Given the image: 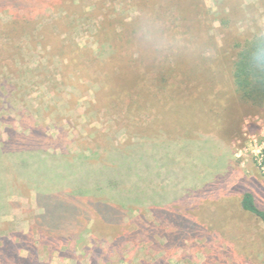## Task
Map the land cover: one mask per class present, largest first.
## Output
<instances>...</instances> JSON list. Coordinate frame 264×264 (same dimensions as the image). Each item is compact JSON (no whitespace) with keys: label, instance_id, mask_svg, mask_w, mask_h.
<instances>
[{"label":"rangeland","instance_id":"374dc122","mask_svg":"<svg viewBox=\"0 0 264 264\" xmlns=\"http://www.w3.org/2000/svg\"><path fill=\"white\" fill-rule=\"evenodd\" d=\"M257 36L264 0H0V264H264V105L232 81Z\"/></svg>","mask_w":264,"mask_h":264},{"label":"trees","instance_id":"16d2710c","mask_svg":"<svg viewBox=\"0 0 264 264\" xmlns=\"http://www.w3.org/2000/svg\"><path fill=\"white\" fill-rule=\"evenodd\" d=\"M258 41H264V36H257L248 41L238 52L236 59L233 62L232 67V81L235 88L236 93L239 97L245 101L251 102L256 105H264V68H256L252 63V54L256 50V46ZM160 79L164 83L165 77L163 75L160 76ZM139 90H143V86L140 83ZM124 87V86H122ZM126 88V87H125ZM141 125V124H140ZM143 146L142 143H127L125 145L117 146L112 152L108 154V158L113 159L119 153H121L125 148L126 150L135 149L133 152L140 151V148ZM56 149V147H55ZM264 151V150H263ZM22 154H36L40 156H49L52 157V162L55 161H63L65 162L67 159L72 160V162H76L75 158L69 154L66 149H59L57 152H45L42 149L36 148L32 152H19L18 154L13 153L11 156L18 157ZM80 175V174H79ZM146 182L145 179L139 178V185L136 191L142 194L143 196V186ZM80 183V184H79ZM76 183V181H62V184L59 187H54L43 193V191L39 192L38 198L45 200V210L42 214V218L45 220H49L51 227H57L58 223L62 221V219L67 215L69 211L70 199L74 198L75 194L84 193V186L82 182ZM98 188L101 186L99 184L94 185ZM128 188V189H126ZM125 189H120L118 192V197L127 201V203L140 202L143 203V200L147 198H139L133 199L129 198L127 194L132 192L134 189L130 187H126ZM112 190V189H111ZM114 190V189H113ZM112 190V191H113ZM132 208V207H131ZM240 208L261 221L264 224V210L260 208L251 192H245L240 200ZM110 212L108 216V222L113 223L119 222L121 220L120 211L116 208L110 206ZM44 220V221H45Z\"/></svg>","mask_w":264,"mask_h":264},{"label":"clouds","instance_id":"9594fccd","mask_svg":"<svg viewBox=\"0 0 264 264\" xmlns=\"http://www.w3.org/2000/svg\"><path fill=\"white\" fill-rule=\"evenodd\" d=\"M145 39L150 42H155L158 46L163 44V39H156L151 32L145 27ZM252 63L256 68H264V41H258L256 50L252 54Z\"/></svg>","mask_w":264,"mask_h":264}]
</instances>
